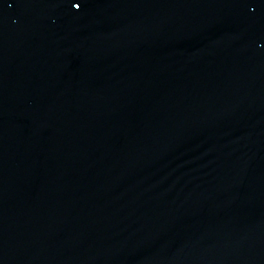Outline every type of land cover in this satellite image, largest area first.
I'll return each instance as SVG.
<instances>
[{
	"label": "water",
	"instance_id": "water-1",
	"mask_svg": "<svg viewBox=\"0 0 264 264\" xmlns=\"http://www.w3.org/2000/svg\"><path fill=\"white\" fill-rule=\"evenodd\" d=\"M214 67L264 237V0H188Z\"/></svg>",
	"mask_w": 264,
	"mask_h": 264
}]
</instances>
